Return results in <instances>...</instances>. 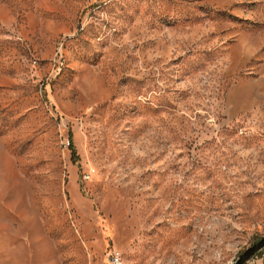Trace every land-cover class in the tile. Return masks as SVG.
Segmentation results:
<instances>
[{
  "label": "rangeland",
  "instance_id": "rangeland-1",
  "mask_svg": "<svg viewBox=\"0 0 264 264\" xmlns=\"http://www.w3.org/2000/svg\"><path fill=\"white\" fill-rule=\"evenodd\" d=\"M263 236L264 0H0V264Z\"/></svg>",
  "mask_w": 264,
  "mask_h": 264
},
{
  "label": "water",
  "instance_id": "water-1",
  "mask_svg": "<svg viewBox=\"0 0 264 264\" xmlns=\"http://www.w3.org/2000/svg\"><path fill=\"white\" fill-rule=\"evenodd\" d=\"M262 249H264V236L239 255L232 264H245Z\"/></svg>",
  "mask_w": 264,
  "mask_h": 264
},
{
  "label": "built area",
  "instance_id": "built-area-1",
  "mask_svg": "<svg viewBox=\"0 0 264 264\" xmlns=\"http://www.w3.org/2000/svg\"><path fill=\"white\" fill-rule=\"evenodd\" d=\"M108 264H123L121 255L118 251H112L108 254Z\"/></svg>",
  "mask_w": 264,
  "mask_h": 264
},
{
  "label": "trees",
  "instance_id": "trees-1",
  "mask_svg": "<svg viewBox=\"0 0 264 264\" xmlns=\"http://www.w3.org/2000/svg\"><path fill=\"white\" fill-rule=\"evenodd\" d=\"M68 144H69V149L72 151V147H73V145H72V141L70 140V138H69V141H68ZM72 155H73V157H74V150L72 151Z\"/></svg>",
  "mask_w": 264,
  "mask_h": 264
}]
</instances>
